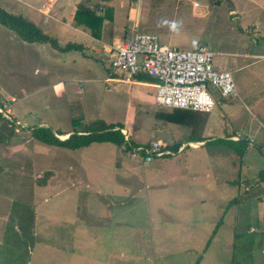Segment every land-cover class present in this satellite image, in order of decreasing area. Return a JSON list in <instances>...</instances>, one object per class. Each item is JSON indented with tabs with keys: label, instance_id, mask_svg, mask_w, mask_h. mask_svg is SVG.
I'll list each match as a JSON object with an SVG mask.
<instances>
[{
	"label": "rangeland",
	"instance_id": "obj_1",
	"mask_svg": "<svg viewBox=\"0 0 264 264\" xmlns=\"http://www.w3.org/2000/svg\"><path fill=\"white\" fill-rule=\"evenodd\" d=\"M26 1L0 0V7L40 23L45 15ZM130 1L147 25L140 31L157 25L160 37L182 14L181 20H191L194 2L198 9L208 5V15L197 26L191 20L200 30L189 40L162 42L183 49L208 46L213 67L231 72L237 93L221 96L209 82L215 106L202 125L212 141L148 162L130 144L160 141L153 126L163 121L154 110L170 108L155 106L156 88L107 80L110 72L122 70L113 68L108 53H97L100 43L75 30L81 47L65 49L58 40L57 45L28 42L0 23V107L9 111L7 116L0 111V264H248L235 247V233L244 225L232 201L239 187L226 180L233 129L243 137L264 133V0L257 5L240 0L233 15L228 14L234 8L230 0H185L180 16L175 15L176 0ZM11 96L16 100L8 101ZM96 120L123 126L125 144L96 141L73 149L46 144L32 133L44 126L70 134ZM252 136L253 150L260 151L259 137ZM175 187L181 191L174 192ZM85 210L95 218L90 228L72 225L67 238L74 217L89 221ZM36 214L48 226L63 225L58 235L63 246L34 243ZM83 232L89 234L90 249L69 245ZM39 233L51 240L50 228L43 233L47 237ZM100 233L103 242L97 245Z\"/></svg>",
	"mask_w": 264,
	"mask_h": 264
},
{
	"label": "crops",
	"instance_id": "obj_2",
	"mask_svg": "<svg viewBox=\"0 0 264 264\" xmlns=\"http://www.w3.org/2000/svg\"><path fill=\"white\" fill-rule=\"evenodd\" d=\"M60 1L61 0H29L25 2V4L32 6L33 10H36L37 12L45 15V18L43 20L41 19L40 23L28 17V14L26 13H21V15L34 22L38 27L43 30V32L47 31L46 34H48L49 36H55L56 40H58L59 43H61V41L63 42V44L73 43L79 45L80 48L82 43H80V40L77 39L79 38V36L74 35V30L79 32L80 34L86 35L92 41L100 43L101 47L96 48V51L101 56L104 52L108 53L109 48H111L113 44L133 39L136 35L140 33H153L157 35L161 44L163 43L162 41L171 44H177L178 41L182 42L186 39L189 40L192 37L191 32L194 33L196 30V27H194V25L197 26V21L201 20L203 17L208 15L207 8L209 7L208 5H206L205 8L198 9V7H200L199 4L197 2H194V6H192V16L190 15L192 23H194V25L191 23V20H189V16V19H187V23L185 19L181 20V18L184 17V14H182L179 20L175 19L172 23L170 22V25L166 26V35L160 37L158 32H160L161 28L157 27V25H150V32L140 31L142 26L145 27L144 29L148 28L147 25L143 23L140 13H138L140 12V9H138L137 11V9H135V5H133L130 0H65L66 3H64V5L60 4ZM184 1L185 0H176L175 10L177 14L175 15H179L182 12L181 5L182 3L183 5H185ZM250 1L256 5L259 3L258 0ZM230 3L234 6V8H229L228 14H236V8L240 7V0H230ZM78 5H83L86 8L92 9L97 15L104 17L101 22L102 24L100 25V28L96 27L95 29H93L90 26L86 25V22H91L90 19H88L87 17L82 20V23H78L76 21L75 15ZM41 7H43L47 11V13L41 12ZM58 7L63 8L59 10ZM58 17H60L61 20H59ZM50 19H53L56 23L50 24ZM173 24H175L176 27H173ZM199 30L200 29L197 28L195 33H197ZM71 31H73V33ZM163 45L171 47L170 45L165 43H163ZM173 46L175 48H179V46ZM139 76H145L149 78L143 79ZM106 79L109 81L112 80L117 83H123V81H131L133 85H136L137 87H154L156 88V102L158 80L149 74L143 72L131 74L125 71L113 70L109 73ZM155 106L160 107L156 103ZM169 108L170 109L162 110H159V108L155 109L154 117L158 118L156 117L157 112L172 111L175 109L172 107ZM245 108H248V106L246 105ZM209 118L210 115H208L207 121L209 120ZM160 120L163 121L162 124L157 123L156 121L154 122L155 125L153 127L156 131L153 134L160 133L161 138L160 141H154L160 142L163 146L166 147V149L171 151L173 155L179 152H183L187 145L195 149L201 148L203 146H206L208 142L212 141L213 139V136L208 137L205 135L206 128H203L202 130H196V128L190 123L172 122L164 119ZM233 130L235 132L230 133V179H227L226 181H230L231 185H236V187H239L238 196H235L232 201L234 203H237L238 207L241 209L240 215L238 217L239 219L242 218L244 222V225L240 226L235 233V247L238 249L237 255H239V258L243 259V261H248V264H264V180L260 178V172L264 170V133L262 131V133L257 131H251L247 133L248 135L246 137H243L242 132L240 133L235 129ZM59 131L62 130L55 131V134L58 138L62 140L68 138L70 134L74 132H70L69 134L68 131ZM77 131H81V129ZM126 132V135H128L127 130ZM252 135H254L255 138L259 137L258 145L260 146V151L253 150V145L256 143V141L254 140V137ZM243 143L249 144L248 147H244ZM141 145L144 144H135V146ZM172 154H167L166 156L173 157ZM150 161H152V159ZM179 188L180 187H175L172 190H174V192H180L181 190ZM57 195L59 196V193H57ZM177 197L178 196H174L173 198L177 199ZM83 213L89 221H86V218H84V222L80 220H75L77 217H74V220L70 221L72 223L68 224L67 222V226H70L67 227V229H69L67 233V238L71 236L70 228L72 227V225H83L84 223V229L85 227L90 228V222H93L95 218L91 216L92 213L88 210H85ZM59 220L60 219H58V221ZM54 221H57V219L54 218ZM255 223L260 224V227H256L254 225ZM114 225H117V223H114ZM49 228L50 231H52L51 240L45 241L42 239V236L39 232L43 234L44 231H49ZM33 230L36 231L33 235L34 243L45 244L49 247L58 246L59 244H61L62 246L64 245L62 239L61 241L58 240V235L60 236V231L63 232V225L59 226V224L57 223H52L48 226V222L44 223L42 219L37 221L36 214L33 221ZM218 232L219 230H217L216 233L218 234ZM43 235L47 237V235ZM88 238H90L89 234L83 232L79 239H76V237L74 236L69 245H71L72 242H76L73 245L82 244L84 245L86 250H88L91 246V240H89ZM79 241H82L83 243H78ZM94 242L97 245L102 244L103 240L101 239V233L100 236H96ZM69 245L66 246L68 247ZM233 251H235V249H233ZM235 262H237V260ZM199 264H201V262Z\"/></svg>",
	"mask_w": 264,
	"mask_h": 264
},
{
	"label": "built area",
	"instance_id": "obj_3",
	"mask_svg": "<svg viewBox=\"0 0 264 264\" xmlns=\"http://www.w3.org/2000/svg\"><path fill=\"white\" fill-rule=\"evenodd\" d=\"M41 12L47 11L41 7ZM114 69L131 74H149L158 80L156 104L172 108L210 112L215 101L207 84H213L221 96L236 94L237 89L231 72L213 67L214 52L205 45L182 49L160 43L153 33H140L133 39L113 44L109 48ZM11 96L8 101H15ZM5 106V105H4ZM5 116L9 111L0 107ZM133 152H143L146 161L152 156L172 154L160 142L135 146Z\"/></svg>",
	"mask_w": 264,
	"mask_h": 264
},
{
	"label": "trees",
	"instance_id": "obj_4",
	"mask_svg": "<svg viewBox=\"0 0 264 264\" xmlns=\"http://www.w3.org/2000/svg\"><path fill=\"white\" fill-rule=\"evenodd\" d=\"M76 21L82 23V20L87 17L91 22L85 24L95 29L100 28L103 16H99L92 9L86 8L83 5H78L76 10ZM0 23L15 31L20 37L28 42L51 43L57 45L56 39L51 38L48 34L38 27L34 22L30 21L21 14H12L0 7ZM92 23V24H89ZM65 49L79 48V45L67 43ZM143 79L149 77L139 76ZM192 109L175 108L172 111H160L156 113V117L172 122H184L192 124L196 130H202L204 127L202 122L208 117V112L196 111ZM203 117H206L203 119ZM97 122L96 124H94ZM117 125L106 124L102 120H96L89 124L88 129L76 131L70 134L66 139H60L50 128L39 126L32 129L33 136L46 144L66 145L73 149L85 147L92 142L113 141L117 144H125V135L123 134V126L116 128ZM80 132V133H79ZM83 132V133H82ZM130 142V141H129ZM131 147L135 145L130 144ZM166 156V155H165ZM260 178L264 180V170L260 172Z\"/></svg>",
	"mask_w": 264,
	"mask_h": 264
},
{
	"label": "clouds",
	"instance_id": "obj_5",
	"mask_svg": "<svg viewBox=\"0 0 264 264\" xmlns=\"http://www.w3.org/2000/svg\"><path fill=\"white\" fill-rule=\"evenodd\" d=\"M172 26H173V27H176V25H175V24H173Z\"/></svg>",
	"mask_w": 264,
	"mask_h": 264
}]
</instances>
